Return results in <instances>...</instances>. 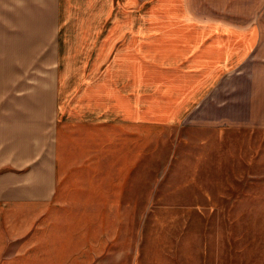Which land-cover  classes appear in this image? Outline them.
I'll return each mask as SVG.
<instances>
[{
	"label": "crops",
	"instance_id": "crops-1",
	"mask_svg": "<svg viewBox=\"0 0 264 264\" xmlns=\"http://www.w3.org/2000/svg\"><path fill=\"white\" fill-rule=\"evenodd\" d=\"M229 2L195 18L191 0H151L145 17L144 0H0V264L133 263L122 216L140 214L127 202L140 200L130 153L143 129L122 128V55L143 56V40H157V69H174L165 49L182 65L195 57L209 73L199 94L222 77V126L264 128L263 29ZM177 6L187 27L172 17ZM122 30L134 48L122 50ZM185 89L174 81L165 93ZM173 100L158 104L160 119H176Z\"/></svg>",
	"mask_w": 264,
	"mask_h": 264
},
{
	"label": "rangeland",
	"instance_id": "rangeland-1",
	"mask_svg": "<svg viewBox=\"0 0 264 264\" xmlns=\"http://www.w3.org/2000/svg\"><path fill=\"white\" fill-rule=\"evenodd\" d=\"M150 1L144 0V17L152 10ZM191 2L195 18L216 12L215 0ZM224 3L229 8V0ZM262 5L264 0H241L237 10L253 13L252 23L264 33ZM169 9L187 27L182 8ZM245 22L238 18L239 24ZM166 25L174 37L181 34L176 25ZM126 35L122 30V50L135 47ZM153 43L157 40L142 41L143 56L127 50L122 55V93H127L122 128L134 130L136 124L143 129L133 139L141 143V151L130 153L137 162L136 181L142 183L136 190L140 200L127 202L136 203L140 214L122 216V243L128 249L134 245L132 264H264V128L222 126L231 123L225 119L230 103L222 104L231 94L221 89L222 77L202 85L199 94L198 83L209 73L193 66L195 57L182 65L181 57L165 49V58H174L176 64L174 69H157L160 47ZM174 81L186 86L176 97L165 93ZM170 96V114L176 109V119H160L165 112L158 104ZM130 170L124 168L122 176Z\"/></svg>",
	"mask_w": 264,
	"mask_h": 264
}]
</instances>
